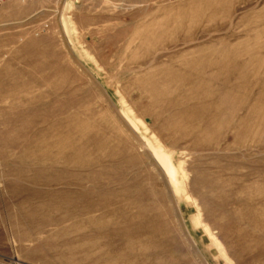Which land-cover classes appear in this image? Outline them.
Wrapping results in <instances>:
<instances>
[{
    "label": "rangeland",
    "instance_id": "1",
    "mask_svg": "<svg viewBox=\"0 0 264 264\" xmlns=\"http://www.w3.org/2000/svg\"><path fill=\"white\" fill-rule=\"evenodd\" d=\"M0 264H264V0H0Z\"/></svg>",
    "mask_w": 264,
    "mask_h": 264
},
{
    "label": "bare ground",
    "instance_id": "2",
    "mask_svg": "<svg viewBox=\"0 0 264 264\" xmlns=\"http://www.w3.org/2000/svg\"><path fill=\"white\" fill-rule=\"evenodd\" d=\"M148 144L150 145V147H151V149L153 151V155L156 157L158 162L163 167V169H164V171H165V173H166V175H167V177L169 179V182H170L171 186L174 189V193L179 198L180 202L183 201V200L185 201V199H188L187 198L188 194H187L186 188H185V186L182 183L183 181L179 179V170H178V168H176L173 165L170 156L167 155L166 153H164V151L161 148L157 147L155 144L153 145V143L151 141ZM105 232H108V231H105Z\"/></svg>",
    "mask_w": 264,
    "mask_h": 264
}]
</instances>
